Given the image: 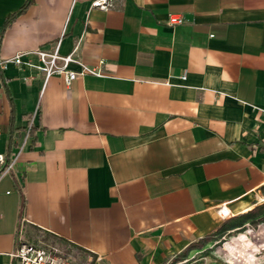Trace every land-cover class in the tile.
Instances as JSON below:
<instances>
[{
  "label": "crops",
  "instance_id": "0c3cea01",
  "mask_svg": "<svg viewBox=\"0 0 264 264\" xmlns=\"http://www.w3.org/2000/svg\"><path fill=\"white\" fill-rule=\"evenodd\" d=\"M25 1L0 0V31ZM90 1L33 0L1 32V59L59 43L101 76L2 72L0 153L11 119L35 141L0 178V264L21 218L93 264H165L264 201V0Z\"/></svg>",
  "mask_w": 264,
  "mask_h": 264
},
{
  "label": "built area",
  "instance_id": "2783aa9c",
  "mask_svg": "<svg viewBox=\"0 0 264 264\" xmlns=\"http://www.w3.org/2000/svg\"><path fill=\"white\" fill-rule=\"evenodd\" d=\"M115 0H91V8L108 10L114 4ZM186 22V18L178 13H170L167 17V25L175 27ZM212 36V35H211ZM13 64L21 69L32 68L44 76L46 82L52 76L62 77L66 86L85 75L101 76V72L85 65L80 60L73 57L72 54L61 55L59 53V43L51 51L38 48L34 51L19 52L14 56L6 59L0 58V72L7 69L8 65ZM74 65L75 68L71 66ZM183 75L181 78H184ZM264 105V101H263ZM33 127V116L26 121L25 130L22 138L17 143V151L14 153L10 162H7L5 155L0 153V178L4 174H10L17 161L21 151L31 140L30 129ZM220 217L228 215L224 208L217 210ZM10 264H93L94 259L91 254L87 253L82 256V251L73 248L70 243L62 244L57 240L44 239L42 236L30 240L25 236V219L19 220L17 228V238L15 249L10 254Z\"/></svg>",
  "mask_w": 264,
  "mask_h": 264
},
{
  "label": "rangeland",
  "instance_id": "374dc122",
  "mask_svg": "<svg viewBox=\"0 0 264 264\" xmlns=\"http://www.w3.org/2000/svg\"><path fill=\"white\" fill-rule=\"evenodd\" d=\"M261 203L264 201L258 204ZM263 224H257V220L256 223L247 221L238 228L216 234L219 225L203 236L210 238L201 247L186 250L187 245L171 255L165 264H236V260L243 264H264V258L261 257L264 253V234L259 228Z\"/></svg>",
  "mask_w": 264,
  "mask_h": 264
},
{
  "label": "trees",
  "instance_id": "16d2710c",
  "mask_svg": "<svg viewBox=\"0 0 264 264\" xmlns=\"http://www.w3.org/2000/svg\"><path fill=\"white\" fill-rule=\"evenodd\" d=\"M32 1L33 0H26L25 3L15 13H11L10 15H8L6 17V19L3 23V26L1 28V31H0V38H1V32L5 29L8 22H10L11 19L13 17H15L17 14L21 13L30 3H32ZM0 81L3 85V87L6 88V82H5V79L3 77L2 72H0ZM29 118H30V116H27V119H29ZM24 130H25L24 127L23 128L16 127L14 125V120L11 119L10 125H9L7 148H6L5 153H4L7 162H10L11 158L13 157V155L15 153V150L17 149V142L15 140V134L16 133L20 134ZM34 130L35 129L33 127H31V129L29 131L30 136L32 137V144L35 141ZM10 175L12 177H14V174L12 172H10ZM17 190L21 193V190H20L18 185H17ZM23 207H24V199L21 196L20 209L22 210ZM256 220H257V224L260 222H264V203L258 204L255 207L251 208L250 210H248L242 214H239V215H236L233 217H229L228 219H226L225 221H223L220 224V226L216 230V234H223L224 232H226L228 230L238 228V227L242 226L247 221H251L253 223H256ZM209 238H210L209 236H205V237L201 238L200 240H196V241L191 242L186 247V250L201 247L206 241L209 240ZM44 239H46V237H44ZM53 240H56V239L53 238Z\"/></svg>",
  "mask_w": 264,
  "mask_h": 264
}]
</instances>
